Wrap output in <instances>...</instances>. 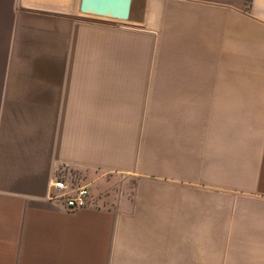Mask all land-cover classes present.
<instances>
[{"label": "crops", "instance_id": "obj_1", "mask_svg": "<svg viewBox=\"0 0 264 264\" xmlns=\"http://www.w3.org/2000/svg\"><path fill=\"white\" fill-rule=\"evenodd\" d=\"M51 10L0 0V264H264V0Z\"/></svg>", "mask_w": 264, "mask_h": 264}, {"label": "water", "instance_id": "obj_2", "mask_svg": "<svg viewBox=\"0 0 264 264\" xmlns=\"http://www.w3.org/2000/svg\"><path fill=\"white\" fill-rule=\"evenodd\" d=\"M148 0H77L76 15L130 25L144 23Z\"/></svg>", "mask_w": 264, "mask_h": 264}, {"label": "built area", "instance_id": "obj_3", "mask_svg": "<svg viewBox=\"0 0 264 264\" xmlns=\"http://www.w3.org/2000/svg\"><path fill=\"white\" fill-rule=\"evenodd\" d=\"M75 172L68 165L55 169L49 200L66 212H75L94 205L88 186L74 183Z\"/></svg>", "mask_w": 264, "mask_h": 264}, {"label": "rangeland", "instance_id": "obj_4", "mask_svg": "<svg viewBox=\"0 0 264 264\" xmlns=\"http://www.w3.org/2000/svg\"><path fill=\"white\" fill-rule=\"evenodd\" d=\"M75 7H76V0H52V10L49 11V13L72 17L76 15ZM87 20L98 23L116 24L110 21H103V20H97L91 18H87Z\"/></svg>", "mask_w": 264, "mask_h": 264}, {"label": "trees", "instance_id": "obj_5", "mask_svg": "<svg viewBox=\"0 0 264 264\" xmlns=\"http://www.w3.org/2000/svg\"><path fill=\"white\" fill-rule=\"evenodd\" d=\"M248 2L250 1V0H247Z\"/></svg>", "mask_w": 264, "mask_h": 264}]
</instances>
